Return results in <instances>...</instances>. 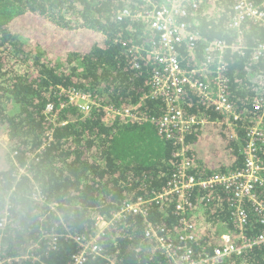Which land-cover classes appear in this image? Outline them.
<instances>
[{
	"label": "trees",
	"instance_id": "trees-1",
	"mask_svg": "<svg viewBox=\"0 0 264 264\" xmlns=\"http://www.w3.org/2000/svg\"><path fill=\"white\" fill-rule=\"evenodd\" d=\"M234 1L187 6L185 19L199 35L196 49L181 46L187 69L203 62L209 41L238 42L231 27ZM257 2L264 6V0ZM147 8L143 0H0V137H6L5 143L0 140V219L6 209L10 215L0 229V259H12L1 264H69L78 248L75 237L93 231L96 215L111 218L124 202L153 198L178 171L179 143L165 139L155 123L106 116L109 106H134L156 117L163 112L159 101L143 99L156 66L148 57L136 68L130 52L132 46L149 48L157 33L143 21L118 17L125 9L136 14ZM241 36V49L228 48L224 58L229 94L242 118L234 121L202 103L192 89L185 93V110L203 120L187 134L191 173L205 177L241 169L247 127L264 125V109L252 104L264 88V57L252 59L254 48L264 42V25L251 21ZM31 46L38 52L35 57ZM22 57L23 69L14 61ZM61 88L91 92L97 105L88 113L67 105L55 125L45 106L63 99ZM260 156L264 161V151ZM20 166H28L30 176L19 173ZM37 186L44 203L33 199ZM260 194L264 198V191ZM185 198L193 210L187 217L200 227L190 242L195 258L212 254L222 233L238 242L264 230L249 206L248 222L239 225L222 186L195 187ZM181 199L175 194L149 204L148 218L175 241L182 232L183 216L176 211ZM42 228L60 235L55 249L49 248L48 238L40 239ZM145 231L141 215L116 220L100 239V254L84 264H172ZM36 244L32 253L39 259L24 257ZM220 264H264V245Z\"/></svg>",
	"mask_w": 264,
	"mask_h": 264
},
{
	"label": "built area",
	"instance_id": "built-area-1",
	"mask_svg": "<svg viewBox=\"0 0 264 264\" xmlns=\"http://www.w3.org/2000/svg\"><path fill=\"white\" fill-rule=\"evenodd\" d=\"M143 1L148 2L149 8L136 14L125 9L118 17L143 21L157 33L153 45L149 48L143 45L132 46L130 52L136 57V68L141 67V59L148 57L156 66L151 75L149 90L144 94L143 99L159 101L163 112L161 116L156 117L145 114L134 106L124 108L109 106L106 116L108 118L120 116L139 122L152 121L165 139L179 143L175 155L182 160V163L168 184L162 191L154 193L153 198L139 197L124 202L111 218L104 214L96 215L93 231L75 237L78 248L69 264H84L89 256L99 255L101 237L116 220L131 214L141 215L145 219L146 237L157 242L164 254L172 260V264H220L229 256L264 245V230L251 236L243 235L238 242L232 234L222 233L212 254L195 258L190 242L197 239L200 227L187 217L193 213V210L191 202L185 198L186 192L195 187L211 189L222 186L230 194L232 213L241 227H244L249 219L247 206L257 214L258 220L264 223V198L260 194L264 191V161L260 156L264 151V125L260 121L247 127L246 161L241 169L205 177L191 173L190 167L194 163L190 157L187 134L203 123V120L199 115L185 110L184 97L187 89H192L196 91L202 103L214 106L217 111L230 115L234 121L242 118L241 112L236 108L229 94V80L225 75V51L230 47L241 49V35L247 23L254 21L264 25V6L257 0H235L232 6L231 27L238 32V42L228 44L225 39L218 38L209 41L205 45L203 62L192 69H187L182 63L181 46L188 45L190 50H194L199 40L198 33L191 29L185 19L187 6L198 8L203 0H160V3L156 0ZM262 57H264V42L258 44L252 54V59L255 61ZM61 93L64 97L58 104L49 102L45 106L47 118L55 125L60 116L59 110L67 105H75L82 113L91 112L97 105L91 92L61 88ZM252 104L257 110L264 109V88L253 96ZM12 154L15 153L12 151ZM28 168V166L24 168L20 166L18 172L30 176L31 171ZM175 194L182 197L176 204V211L183 216L182 232H179L178 241L166 234L164 227L156 225L148 218L151 201L162 202L166 197ZM33 199L39 203H44L46 200L38 186L33 193ZM56 206L57 204H54V209ZM9 218V211L6 209L0 219V229L5 228ZM59 236L54 229L49 231L42 228L40 231V239L50 240V249L57 247ZM36 247L37 244L29 248L24 257L39 259L32 253V249ZM4 261L10 262L12 259H0V264ZM108 264L116 263L110 261Z\"/></svg>",
	"mask_w": 264,
	"mask_h": 264
},
{
	"label": "rangeland",
	"instance_id": "rangeland-1",
	"mask_svg": "<svg viewBox=\"0 0 264 264\" xmlns=\"http://www.w3.org/2000/svg\"><path fill=\"white\" fill-rule=\"evenodd\" d=\"M31 48H32V54H31V56L32 57H35L37 54H38V52H37V50L35 49V48H33L32 46H31ZM21 57V56H20ZM23 60H25V58H20L18 61H16V59L14 60L16 63H18V65L16 66V67H19V68H21L19 65H20V63L23 61ZM23 68H25V67H23ZM23 68H21V69H23ZM0 140H2L4 143L6 142V137L5 136H1L0 137ZM11 149V148H10Z\"/></svg>",
	"mask_w": 264,
	"mask_h": 264
}]
</instances>
